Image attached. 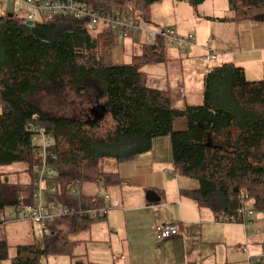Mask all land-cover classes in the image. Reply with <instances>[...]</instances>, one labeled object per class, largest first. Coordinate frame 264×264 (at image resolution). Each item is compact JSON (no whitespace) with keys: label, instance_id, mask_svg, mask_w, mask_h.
<instances>
[{"label":"trees","instance_id":"obj_1","mask_svg":"<svg viewBox=\"0 0 264 264\" xmlns=\"http://www.w3.org/2000/svg\"><path fill=\"white\" fill-rule=\"evenodd\" d=\"M81 1L99 12H133L149 22L152 7L164 0ZM173 1L197 8L207 0ZM228 1L231 17L222 22L264 25V0ZM12 15L0 16V220L20 204H35L36 169L42 166L33 142L36 128L54 139L49 164L58 176L47 181L56 188L49 201L73 207L78 215L47 225L43 248L17 246L11 264H42L55 256L90 264L86 255H75L83 242L70 236L90 231L96 221L86 213L107 202L100 195L77 197L72 187L95 184L107 195L121 179L117 172H101L102 162L130 163L151 152L160 138L170 140L175 176L198 182V188L181 192L198 207L217 219L238 222L244 220L241 210L264 212V80L249 81L243 68L225 63L206 75L202 105L176 109L169 92L148 87L144 71L168 62L163 37L154 46L126 39L134 47L130 60L115 64L112 48L119 37L110 28L91 31L71 17L28 28ZM67 86L78 87L85 101L103 106L104 117L91 122L51 118L35 103L52 89L49 94L67 99L62 92ZM180 119L186 121V130L175 129ZM15 165L23 169L6 171ZM22 173L27 182H11V175ZM8 259V245L0 241V261Z\"/></svg>","mask_w":264,"mask_h":264},{"label":"crops","instance_id":"obj_2","mask_svg":"<svg viewBox=\"0 0 264 264\" xmlns=\"http://www.w3.org/2000/svg\"><path fill=\"white\" fill-rule=\"evenodd\" d=\"M206 20L213 19L206 17ZM235 27H237L235 32L224 42L221 49L214 46L212 40L200 44L196 38V46L191 50L178 48L179 51L175 53L178 56L168 58L169 62L165 65L176 63L182 66L187 65L188 69L192 70L189 79V83L192 84L199 82V79L203 77L202 96L205 77L215 68V66L211 67L212 63L205 62L204 57L209 50L215 51L219 59L223 58V64L231 63L243 68L247 79L255 81L256 72L260 68L264 69V25L243 22L235 24ZM182 50L196 51L199 56L196 57L195 62L191 58L183 59ZM112 56L115 64L127 62L124 49H122V55L118 56L114 54V48H112ZM187 106L198 105L187 103ZM69 110L74 115L76 108H73L71 104ZM63 117L77 121L86 120V118H76L75 115ZM121 167L117 172L121 179L120 185L107 191L110 197L106 203L109 209L107 218L93 223L90 231L85 233L88 235L86 240L81 241L85 247V253L78 256L86 255V259L91 264H101L97 260H94L96 263L92 262L90 254L107 253L110 247L112 248L113 238H117L116 254L108 257L107 263L103 264H248L247 260H237L235 252L230 249L226 250L224 259L219 261L218 258L221 255L218 251L221 247L219 244L227 247L235 241V234H238L240 230L244 232L247 243L252 238L255 244L264 241V236L260 235V229L256 226L254 230L250 228L244 230L239 224H221L210 210L198 207L196 202L182 195L181 192L186 190V187L181 184V178L175 176L172 171L174 164L168 138L154 140L151 152ZM160 175L167 178L165 183ZM126 185H131L133 189L130 195L127 191L123 192ZM87 195L101 196L102 194ZM160 225H177L180 230L179 235L158 243L153 228ZM44 229L43 227V238ZM256 231H259V234ZM219 236L221 240H218ZM204 245L209 249L206 252L203 250ZM241 246L238 252L243 254Z\"/></svg>","mask_w":264,"mask_h":264},{"label":"rangeland","instance_id":"obj_3","mask_svg":"<svg viewBox=\"0 0 264 264\" xmlns=\"http://www.w3.org/2000/svg\"><path fill=\"white\" fill-rule=\"evenodd\" d=\"M115 1H125V0H115ZM229 1L228 0H207L201 6L194 8L189 3H177L173 0H164L162 2L156 3L152 7L151 19L149 22L143 21V28L150 31L156 32H171L173 31L177 36L186 37L188 35H194L198 39V43L203 44L204 41L212 40V44L221 49L224 42L231 38L232 34L235 32V24L230 22H222L226 18L231 17V12L229 10ZM15 12L14 4L12 0H0V16L10 15ZM124 15L128 18H133V12H125ZM206 17L212 18V21L206 20ZM219 19L218 21H215ZM210 42V41H209ZM132 41L122 40L120 38L116 39V44L114 46V54L121 56L122 49H124V54L126 56V61L130 60V57L133 53ZM209 44V43H208ZM179 51L178 47L173 44V42H167V58H174L178 55H175ZM187 52L185 50L181 51V55L184 58H191L194 62L196 57L199 56L198 52ZM113 58V56H112ZM219 59V58H218ZM217 59V60H218ZM212 63V66H220L223 64V58ZM169 62V61H168ZM167 62V63H168ZM193 62V63H194ZM147 73V85L152 89H158L161 91L171 92L172 105L176 109L183 110L186 108L187 103L193 105H202L203 96L201 95L203 90V77L199 79V82L189 83L190 74L192 70H189L187 65H181L176 63L173 65H165V63H160L152 66H148L144 69ZM255 81L264 80V69L260 68L259 71L254 75ZM186 81V82H185ZM199 86V89H198ZM201 89V90H200ZM205 89V88H204ZM65 90V91H64ZM62 92L64 95L67 93L68 97L62 95H57L54 92L55 90L45 91L41 93L39 97L35 100L37 106L51 118H63L64 115L73 117L71 113L70 105L74 104L75 108L84 106V103L87 102L85 99L78 94V87L67 86ZM1 98V96H0ZM1 101V100H0ZM95 105V104H93ZM2 113V107L0 105V114ZM68 113V114H67ZM93 120H81L80 122H91ZM176 130H186L187 124L186 121L180 119L176 121ZM122 167L117 165L113 160H105L101 164V172L103 173H116ZM23 169L21 165H15L13 167L7 168V172L16 173ZM171 170V168H170ZM172 171L174 168L172 167ZM38 173L39 170L36 169ZM162 177V175H160ZM12 183H25L28 181V176L24 173L21 175H11ZM163 178V177H162ZM181 178V184L186 187V190L198 188V182L193 179ZM167 178H163L165 183ZM72 190H76L83 194H102L101 196H106L103 188L95 184H76L72 187ZM130 195L133 192L131 185H126L123 189V192H126ZM111 192V190H110ZM108 195V194H107ZM46 199V197H45ZM209 213V211H206ZM211 214V213H209ZM213 216V215H212ZM100 221V220H95ZM219 222V220H218ZM250 229L254 230V226L260 229V235L264 236V212H253V216L249 219ZM220 223V222H219ZM235 226V225H227ZM225 228V227H222ZM212 229V228H211ZM213 230V229H212ZM231 230H236L231 228ZM240 230V229H238ZM250 230V232H251ZM249 232V233H250ZM251 234V233H250ZM87 234L83 233L77 236H70V240L74 241H83L86 240ZM218 240H221V237H218ZM0 241H5L8 245V255L9 259L5 261H0V264H11V259L16 255V247L19 245H35L38 248L44 247V238H43V226L38 224L30 223H16L12 222L6 225H0ZM253 238L249 242H245L244 232L242 230L239 233L235 234V241L231 244H228L226 247L224 244H219L221 247L218 249L221 252L219 261L224 259V254L226 250L230 249L232 252H235L237 260L244 259L248 261V255L245 253H239L238 248L243 245H248L249 252L251 256H257L264 253V241L255 244ZM227 245V244H226ZM242 247V246H241ZM83 244L78 246L75 251V255L84 254ZM112 249V250H111ZM203 250L206 252L207 249L204 245ZM117 251V238H113L112 248L106 252H93L91 253L90 260L94 262L97 260L103 263H107L106 260L110 258L111 255L116 254ZM102 253V254H101ZM82 256V255H81ZM109 257V258H108ZM215 260V258H213ZM84 260H86L84 258ZM91 264V262H89ZM96 263V262H94ZM42 264H75V260H71L69 257L55 256L50 258H45Z\"/></svg>","mask_w":264,"mask_h":264},{"label":"built area","instance_id":"obj_4","mask_svg":"<svg viewBox=\"0 0 264 264\" xmlns=\"http://www.w3.org/2000/svg\"><path fill=\"white\" fill-rule=\"evenodd\" d=\"M12 2L15 8L14 14L19 16L28 28H34L39 23L53 21L56 18L71 17L84 21L91 31L110 28L117 37L124 40L134 38L138 42L154 46L158 39L163 37L165 42H173L180 49L191 50L196 46L194 35L180 37L173 31L160 33L146 30L143 28V20L138 18L135 13L133 18H128L118 11L99 12L91 9L81 0H12ZM204 59L208 64L213 63L218 59V54L209 50ZM33 142L42 154V166L38 169V179L35 182V204H20L12 210H8L0 220L1 225L16 222L38 224L45 228L63 217L78 215L73 207L65 206L57 201H49V196L56 193V188L52 184L48 185L47 181L55 180L58 176L55 167L49 164V150L54 145L53 137L45 129L36 128ZM53 159L56 160V157ZM72 194L79 197L81 192L72 190ZM109 198V195L104 196L106 202L109 201ZM108 213L109 209L105 206L101 209L89 210L86 215L93 220H104ZM239 216L244 220L238 222L236 219L224 218L219 219V222L221 224H239L243 226L244 230H248L251 227L249 219L253 216V212L241 210ZM179 232L177 225H160L153 228L158 243L175 238ZM256 233L259 234V231ZM241 250L248 255V264H264V253L251 256L248 245L242 246Z\"/></svg>","mask_w":264,"mask_h":264},{"label":"flooded vegetation","instance_id":"obj_5","mask_svg":"<svg viewBox=\"0 0 264 264\" xmlns=\"http://www.w3.org/2000/svg\"><path fill=\"white\" fill-rule=\"evenodd\" d=\"M72 107L75 108V105L72 104ZM95 105H93L92 101H87L84 103V106L76 108V110L73 112L76 118H86L89 120H95V114L93 113V110L95 109Z\"/></svg>","mask_w":264,"mask_h":264},{"label":"water","instance_id":"obj_6","mask_svg":"<svg viewBox=\"0 0 264 264\" xmlns=\"http://www.w3.org/2000/svg\"><path fill=\"white\" fill-rule=\"evenodd\" d=\"M10 17H13V15L10 14ZM29 26H30V24H29ZM105 112H106V109L103 106L97 105L95 107V109L93 110V113L96 116L94 121L102 119L104 117Z\"/></svg>","mask_w":264,"mask_h":264}]
</instances>
